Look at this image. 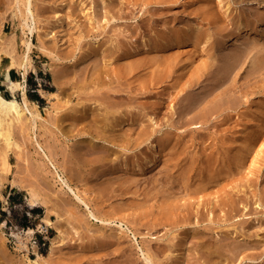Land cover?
I'll return each instance as SVG.
<instances>
[{
  "label": "rangeland",
  "instance_id": "1",
  "mask_svg": "<svg viewBox=\"0 0 264 264\" xmlns=\"http://www.w3.org/2000/svg\"><path fill=\"white\" fill-rule=\"evenodd\" d=\"M20 3L0 0V92L11 96L5 72L14 62L11 80L40 110L42 147L27 111L9 143L0 137V264H148L144 253L153 264H264V0H34L25 79ZM151 53L169 66L155 85L161 66H130ZM54 69L65 74L59 97L47 94ZM104 101L116 107L109 122ZM174 151L177 187L160 169ZM48 156L89 206L62 186ZM122 164L159 171L118 178L112 170ZM46 209L57 210L52 224Z\"/></svg>",
  "mask_w": 264,
  "mask_h": 264
},
{
  "label": "bare ground",
  "instance_id": "2",
  "mask_svg": "<svg viewBox=\"0 0 264 264\" xmlns=\"http://www.w3.org/2000/svg\"><path fill=\"white\" fill-rule=\"evenodd\" d=\"M23 1V5H24V10H23V25H24V27H25V30H24V33L26 34V36H25V38L23 39V41H24V46H25V52H24V56H23V58H22V61L20 62V66H21V69H22V74H23V78L25 79V75H26V73H27V71H28V68H29V55H30V52H31V50H32V48H33V46H34V43H33V41H32V39H31V37H30V34L32 35L33 33H34V31H35V29H37V26L35 25L36 24V21L38 20V17L35 15V10H34V0H22ZM21 0H16V4H17V6H19L20 7V5H21ZM78 2H80V1H78ZM145 4V3H144ZM228 8V7H227ZM187 10V9H186ZM228 10V9H227ZM226 10V11H227ZM185 18V17H184ZM60 19H58L57 18V21H59ZM24 29V28H23ZM55 29H53V28H51V30H49L48 32H47V36L48 35H50V37L52 36H55L56 35V31H54ZM180 30V29H179ZM168 31V30H167ZM176 34H177V32H176ZM164 35V34H163ZM166 35H168V34H165V36ZM167 37V36H166ZM163 38V37H162ZM168 38V37H167ZM166 39V38H165ZM155 41H156V39H155ZM154 41V42H155ZM167 41V40H166ZM169 42L171 41V40H168ZM190 41H191V38H190ZM154 42H152V43H154ZM172 42V41H171ZM157 43H158V41H157ZM168 43V42H167ZM143 44V43H142ZM155 44V43H154ZM156 45V44H155ZM176 45V44H175ZM175 45H172V46H175ZM204 45V44H203ZM171 46V47H172ZM192 46H193V44H192ZM144 47V50L146 49V51L147 50H150L151 48H152V45H145V46H143ZM153 47H156V46H153ZM181 47V46H180ZM190 48V47H189ZM133 49V48H132ZM137 49V48H136ZM136 49H134V50H136ZM153 49V48H152ZM175 49V48H174ZM169 50V49H168ZM168 50H167V52H168ZM177 50V49H176ZM197 50V49H196ZM1 51H4V49L3 50H1ZM151 51V50H150ZM149 51V52H150ZM165 51V50H164ZM163 51V52H164ZM172 51H174V50H170V52L172 53ZM152 52V51H151ZM158 52V51H157ZM161 52V51H160ZM181 52V51H180ZM32 53V52H31ZM130 53V52H129ZM144 53V52H143ZM142 53V54H143ZM146 53V52H145ZM165 53H166V51H165ZM169 53V52H168ZM167 53V54H168ZM196 53V52H195ZM1 54H2V52L0 53V56H1ZM153 53H151V55H152ZM159 55H160V53H158ZM158 54H153L152 56H149V55H147V56H149V58H147V59H145V57L146 56H144V57H141V58H144V59H140V60H138L137 61V58H135L136 59V61H133L132 60V62L130 63V66H134V64H135V66H137V64H138V67L140 66V67H144V70H145V68L146 67H148L149 68V66H152L153 64V66L154 67H152L151 69H153V68H155V67H158V66H161L162 64H163V61H162V52H161V58H157V56L158 57H160ZM139 55H141V54H139ZM169 55H170V53H169ZM143 56V55H142ZM168 56V55H167ZM140 57V56H139ZM176 57V56H175ZM173 58V57H172ZM134 59V58H133ZM174 59V58H173ZM164 60V59H163ZM167 60V59H166ZM165 62V61H164ZM129 63H128V65H129ZM166 63H168V61L166 62ZM14 65V62L13 63H10V65H9V68H12V66ZM168 65V64H167ZM162 67V66H161ZM164 67H166V65L164 66ZM164 67H162L160 70H159V72H158V74H156V77L154 76L155 74L152 72V78L150 79V83H152L153 85H155L156 83H160L161 81H163L165 78H166V76H167V78H168V70H167V72H166V70H165V68ZM137 68V67H136ZM147 68V69H148ZM158 68H160V67H158ZM164 68V69H163ZM169 69V66H167L166 67V69ZM131 69H132V67H131ZM157 69V68H156ZM135 70V69H134ZM133 71V70H132ZM149 71V70H148ZM147 71V72H148ZM152 71H155L154 69L152 70ZM174 71V70H173ZM128 72V71H127ZM157 72V71H156ZM66 73V72H65ZM174 73V72H173ZM52 83H53V85L56 87L55 88V90H53V91H47V94L48 95H53V96H55V97H59V95H60V93H62L65 89H66V84H65V82H64V80H65V78H64V71L63 70H60V69H54L53 71H52ZM186 74V73H185ZM150 75V74H149ZM181 78L183 77V75L182 76H180ZM22 78V79H23ZM181 78H179L180 80H181ZM180 80H177L178 82L180 81ZM189 80L191 81V79L189 78ZM198 81V79L197 80H195L193 83H196ZM8 86H9V90L11 91V96L10 97H6L5 95H3L1 92H0V137L2 136V137H4L5 138V140H7L8 142L7 143H9V140H10V132H11V128H12V126L14 125V122H21L22 121V117H23V114H24V111H27L28 113H29V115H30V119L32 120L31 122H32V128H34L33 129V131H34V139H35V141H36V143H37V145L39 146V147H42L41 146V143L39 142V139L37 138V132H36V128H37V121H38V119L41 117V114H40V110L37 108V104L35 103V102H33L32 100H30L29 99V97L27 96V92H26V89H25V85H22V82L21 81H17V80H11V79H8ZM149 82V81H148ZM178 82H175V84L176 83H178ZM164 83V82H163ZM162 83V84H163ZM181 83V82H180ZM24 84V83H23ZM184 84V83H183ZM187 84H190V83H187ZM148 85H149V83H148ZM159 85V84H158ZM176 85H180L179 83L178 84H176ZM175 85V86H176ZM132 86V85H131ZM157 86V85H156ZM177 87V86H176ZM168 88V87H167ZM167 88H166V90H167ZM169 89V88H168ZM171 89V88H170ZM169 89V90H170ZM16 90H21V93H22V103L17 99V97H16V94H15V91ZM164 90H165V88H164ZM166 90L164 91V92H166ZM217 90V89H216ZM225 90H228V89H225ZM224 90V91H225ZM171 91V90H170ZM169 91V92H170ZM224 91H223V94H224ZM169 92H168V94H169ZM219 92V91H218ZM218 92H216V94L218 93ZM221 92V91H220ZM162 93V92H161ZM213 93V92H212ZM226 93H228V92H225V94ZM155 94H157V93H155ZM160 94V93H159ZM167 94V93H166ZM168 94H167V96H168ZM176 94V93H175ZM221 94V93H220ZM224 94V95H225ZM162 95V94H161ZM160 95V96H161ZM165 95V94H164ZM171 95V94H170ZM169 95V96H170ZM211 95V94H210ZM173 96V95H172ZM184 97H186V96H184ZM105 102V101H104ZM160 105L162 104L163 105V103H159ZM158 104V105H159ZM104 105L106 106V112H107V114H106V120H107V122H109L110 121V119H109V114L110 113H113V112H115V111H113V110H115V106H113L112 104H108V103H104ZM104 105H102V106H104ZM154 105H156V104H154ZM157 105V106H158ZM160 105H159V107H160ZM159 109V108H158ZM117 111V110H116ZM119 111V110H118ZM135 111V110H134ZM133 112H131V114H132ZM77 115V114H76ZM101 115V114H100ZM79 115H77V117H78ZM130 116H132V115H130ZM76 117V116H75ZM74 117V118H75ZM84 118V117H83ZM105 118V117H104ZM133 119H134V117H132ZM79 119H81V118H79ZM79 119H77V120H79ZM102 119V118H101ZM136 119H137V117H136ZM109 120V121H108ZM105 121V120H104ZM137 121H139V120H137ZM105 123V122H104ZM172 123V122H171ZM170 123V124H171ZM115 124V123H114ZM135 125V124H134ZM137 125V124H136ZM173 127H176V125H172ZM178 129V128H177ZM112 130V129H111ZM170 139V138H169ZM166 140H168V138L166 139ZM116 141V140H115ZM96 143H98L99 144V142H97V141H95V144ZM112 143V142H111ZM116 142H113V144H115ZM162 143V142H161ZM169 143V142H168ZM84 144V143H83ZM14 145H18L17 143H14ZM85 145H88V144H85ZM91 145V144H90ZM99 145H101V144H99ZM170 145V144H169ZM169 145L167 146V147H169ZM103 146V145H102ZM173 147V146H172ZM102 148V147H101ZM104 148V147H103ZM170 149V148H169ZM42 150V149H41ZM79 150V149H78ZM77 151V150H76ZM86 150H84V148H83V152L82 151H78V152H75V155H76V159L78 160V162H82L83 161V154H84V152H85ZM165 151V150H164ZM179 153V152H178ZM178 153H176V155H175V151L174 152H168L167 154H163L162 156L163 157H161L162 158V162H163V164H164V166H161V167H164V169L163 168H161L160 167V169H162V170H165L166 168H165V166L166 167H168V171H167V176H169V177H171L172 178V180L171 181H173V183H175V181L176 180H179V171L177 172L176 171V173H175V171H174V168L176 167V164H174L173 163V161L175 160L174 159V157H176L177 159H176V161H178V160H180V153H179V155H177ZM162 154V153H161ZM87 155V154H86ZM46 156V155H45ZM75 158V157H74ZM161 158H160V160H161ZM215 158V157H214ZM48 159H49V162L51 163V166H52V168H53V174H56L57 175V177L59 178V180L61 181V184H62V186H65V187H67L68 189H70V191H72L73 193H74V195L81 201V202H84L85 204H86V206H89V204L85 201V199L79 194V193H77L72 187H71V185H70V183L68 182V180H67V178H64L63 176H62V174L59 172V170H58V168H57V166L55 165V163L51 160V158L48 156ZM85 160V159H84ZM153 160H154V158H153ZM5 161H8L7 160V157L5 156ZM76 161V160H75ZM181 161H182V158H181ZM180 161V162H181ZM196 161V160H195ZM161 163V162H160ZM176 163V162H175ZM178 163H179V161H178ZM115 164V163H114ZM131 164H133V162L131 163ZM171 164H173L174 165V167H172L171 168ZM129 165V164H128ZM136 165H139V164H136ZM149 165V164H148ZM162 165V164H161ZM179 165V164H178ZM193 165H194V163H193ZM118 166V165H117ZM129 166H131V165H129ZM129 166H126L125 164H122L121 166H119V167H117V168H113V170L112 171H114V173H116V176H117V173H118V178L119 177H121L122 175V173H126V170H134V171H138V172H140V173H138L136 176H137V178L138 177H142L143 176V174H147L149 171H151V170H148V168L145 170V169H143V168H140V170H139V168L138 167H140V166H136L135 167V169H133V168H129ZM157 166H159V165H157ZM156 166V167H157ZM150 167V166H149ZM159 168V167H158ZM157 170V168H154V170ZM173 169V170H172ZM155 170V171H156ZM78 171V170H77ZM125 171V172H124ZM143 171H144V173H143ZM154 171V172H155ZM157 171H159V170H157ZM161 171V170H160ZM143 174H142V173ZM152 172V171H151ZM154 172H152L151 174H153ZM163 172V171H162ZM182 172V171H181ZM128 173V172H127ZM159 173V172H158ZM157 172H156V174H158ZM74 174V173H73ZM129 174V173H128ZM133 174V173H132ZM164 174H165V172H164ZM166 174L164 175L165 176V178L167 177L166 176ZM119 175H121V176H119ZM130 175V174H129ZM148 175H150L149 173H148ZM155 175V174H154ZM156 176H158L159 177V175H155L154 177H156ZM164 176H160L161 178L162 177H164ZM143 177H146V179H147V176H143ZM142 177V178H143ZM149 177V176H148ZM150 177H151V175H150ZM169 177H168V179L167 180H169ZM183 177V176H182ZM229 177V176H228ZM115 178V177H114ZM122 178V177H121ZM124 179L126 178V177H123ZM164 178V179H165ZM180 178H181V176H180ZM226 178V177H225ZM231 178V177H230ZM145 179V178H144ZM151 179V178H150ZM150 179H148L149 181H151ZM156 178H154V180H155ZM111 180V179H110ZM122 180V179H121ZM137 180V179H136ZM140 180V179H139ZM163 180V179H162ZM166 180V179H165ZM185 180V179H184ZM126 181H127V178H126ZM125 181V185L126 186H130L129 184H131L132 182H130L131 180H128L127 182ZM138 181V180H137ZM209 181H211V182H215V181H221V180H218V179H215V178H210V180ZM13 182L16 184V185H22V186H24L22 183H21V181L18 179V178H14V180H13ZM113 182V181H112ZM152 182V181H151ZM160 182V181H159ZM158 182V180H157V183H159ZM162 182H164V181H161V183ZM166 182H168V181H166ZM178 182V181H177ZM181 182H182V180H181ZM160 183V185L163 187V185ZM180 182H178V184H179ZM219 183H221V182H219ZM223 183V182H222ZM225 183V182H224ZM223 183V184H224ZM155 184V183H154ZM166 184V183H165ZM167 184H172V182L170 183H167ZM166 184V186H168ZM176 184L177 183H175V186H176ZM181 184V183H180ZM202 184V183H201ZM122 185V184H121ZM120 185V186H121ZM183 185V184H182ZM152 186H154V185H152ZM157 186H158V184H157ZM174 186V187H175ZM206 186V185H205ZM215 186V185H214ZM106 187V186H105ZM127 187V188H128ZM156 187V186H155ZM169 187V186H168ZM172 187H173V185H172ZM177 187V186H176ZM193 186H191V188H192ZM201 187V186H200ZM218 187H220V184H219V186ZM114 188V187H113ZM151 188V187H150ZM170 188H171V186H170ZM170 188H167L168 190H171ZM180 188V187H179ZM185 188H186V186H185ZM195 187H193V189H194ZM204 187H202V189H203ZM232 188V187H231ZM119 189V188H118ZM151 189H153V188H151ZM164 189V188H163ZM166 189V190H167ZM187 189V188H186ZM197 189V191H198V188H196ZM229 189V188H228ZM112 190V189H111ZM125 190V189H124ZM181 190V189H180ZM183 190V189H182ZM203 190H205V189H203ZM202 190V191H203ZM207 190V189H206ZM209 190V189H208ZM116 191V190H115ZM190 191V190H189ZM194 191H196V190H194ZM202 191H198V192H202ZM113 192V191H112ZM170 192H172V191H170ZM169 192V193H170ZM186 192V191H185ZM203 192H206V191H203ZM28 193H29V196H28V201H29V203L31 204V205H37V203H38V200H39V194H38V192L35 190V189H33V188H30L29 190H28ZM109 193H111V192H109ZM121 193V192H120ZM180 194H182V193H180ZM195 195L197 194L196 192L194 193ZM206 194V193H205ZM208 194V193H207ZM206 194V195H207ZM212 194V193H211ZM215 194V193H214ZM170 195H171V193H170ZM174 195H176V194H174ZM203 195V194H202ZM197 196H199V197H197ZM197 198L198 199H201V200H203V198H201V197H204V196H201V195H198L197 194ZM42 197H44V196H42ZM169 197V196H168ZM177 197V196H176ZM179 197V196H178ZM172 198V197H171ZM194 198V197H193ZM217 198H218V196H217ZM42 199V198H41ZM170 199V198H169ZM175 199V198H174ZM197 199V202L199 201ZM214 199V198H213ZM185 200V199H184ZM219 200V199H218ZM41 201H43V199L41 200ZM172 201H174V200H172ZM187 201V200H186ZM192 201V200H191ZM203 201H206V203L208 202L205 198H204V200ZM211 201V200H210ZM214 201V200H213ZM43 202H45V201H43ZM42 202V203H43ZM177 202V201H176ZM180 202H181V200H180ZM200 202L202 203V201H199V205H200ZM41 203V202H40ZM46 203V202H45ZM170 203V202H169ZM172 203V202H171ZM184 203V202H183ZM183 203H181L182 205H183ZM186 203H188V202H186ZM190 203V202H189ZM188 203V204H189ZM175 204V203H174ZM196 204V203H195ZM45 205V204H44ZM203 205H204V202H203ZM174 206V205H173ZM178 206H181L180 205V203H179V205ZM184 206H186L185 204H184ZM205 206H206V204H205ZM208 206V205H207ZM46 207V206H45ZM203 207V206H202ZM208 208V207H207ZM210 208V207H209ZM188 209H190V208H188ZM194 209V208H193ZM204 210V209H203ZM55 210H52V209H46V214L42 217V220L44 221V222H46V223H49V224H52L53 223V219H51L52 218V212H54ZM57 211V210H56ZM55 211V212H56ZM185 212V211H184ZM173 213V212H172ZM59 213H57V215H58ZM201 214V213H200ZM92 215L96 218V219H98L99 221H102V222H111V220H109V219H107V218H103V217H99V216H97V215H95L94 213H92ZM50 216H51V218H50ZM59 216V215H58ZM110 216V215H109ZM196 216V215H195ZM174 217V216H173ZM142 218H144V217H142ZM185 218H187V219H189V217H185ZM181 220V219H180ZM42 221V222H43ZM141 222V221H140ZM153 225V224H152ZM147 226V225H146ZM165 226V225H164ZM149 229V228H148ZM33 230L32 229H29V231L28 232H32ZM59 233H62V232H59ZM139 233V232H138ZM191 236V235H190ZM161 237V236H160ZM53 248V247H52ZM160 248V247H159ZM159 250V249H158ZM161 251H162V249H161ZM148 252V251H147ZM53 253V252H52ZM132 254V253H131ZM159 254H161V253H159ZM49 255H51V254H49ZM42 255H38V258L40 259V257H41ZM144 259L146 260V261H148L150 264H153L154 262V260H153V257L149 254V253H144ZM206 256V255H205ZM211 256V255H210ZM210 256H209V258H210ZM174 257V256H173ZM208 257V256H207ZM213 257H214V254H213ZM4 258V257H3ZM91 258V257H90ZM131 258V257H130ZM5 261V260H4ZM91 261V260H90ZM119 260H117V262H118ZM130 261V260H129ZM128 261V262H129ZM53 262V261H52ZM51 262V263H52ZM111 262V261H110ZM120 262V261H119ZM119 262L117 263V264H119ZM132 262V261H131ZM36 263L37 264H39L37 261H36ZM53 263H55V262H53ZM115 263V262H114ZM125 263V262H124ZM123 263V264H124ZM148 263V264H149ZM90 264V263H89ZM110 264V263H109ZM122 264V263H121Z\"/></svg>",
  "mask_w": 264,
  "mask_h": 264
},
{
  "label": "crops",
  "instance_id": "3",
  "mask_svg": "<svg viewBox=\"0 0 264 264\" xmlns=\"http://www.w3.org/2000/svg\"><path fill=\"white\" fill-rule=\"evenodd\" d=\"M12 68H15V70H16V72H17V68L16 67H12ZM12 68H6V72H5V75L7 76V77H9L10 79H11V75H12Z\"/></svg>",
  "mask_w": 264,
  "mask_h": 264
}]
</instances>
